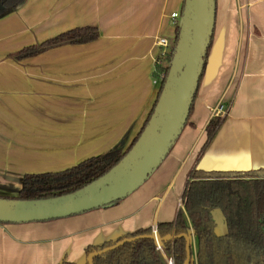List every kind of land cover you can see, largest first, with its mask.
<instances>
[{
    "label": "crops",
    "instance_id": "obj_1",
    "mask_svg": "<svg viewBox=\"0 0 264 264\" xmlns=\"http://www.w3.org/2000/svg\"><path fill=\"white\" fill-rule=\"evenodd\" d=\"M183 0H24L0 16V177L59 171L126 148L158 90L156 41L173 39ZM83 25L98 37L15 59ZM156 81V82H155ZM223 121L206 139L210 107ZM264 168V0H216L212 42L187 123L159 166L109 205L45 221L0 223V264L86 262L85 249L155 228L183 209L189 171ZM193 252L195 242L190 241Z\"/></svg>",
    "mask_w": 264,
    "mask_h": 264
},
{
    "label": "trees",
    "instance_id": "obj_2",
    "mask_svg": "<svg viewBox=\"0 0 264 264\" xmlns=\"http://www.w3.org/2000/svg\"><path fill=\"white\" fill-rule=\"evenodd\" d=\"M23 1L0 0V16L15 10ZM178 29L176 21L169 48L163 56L157 54L155 58L153 75L160 81L156 97L138 133L126 148L116 146L105 153L88 157L59 171L26 173L22 176L16 195L2 197L28 200L69 193L104 174L116 164L137 139L153 110L161 83L168 70ZM97 37L96 26H76L37 44L22 47L16 52L14 58L29 57L63 44L91 42ZM211 42L212 37L204 57L202 74ZM192 108L193 102L189 115ZM222 121L223 116L210 118L205 126L206 139L200 152L209 144ZM181 203L183 209L177 210L173 220L158 222L154 229L160 237L192 231L195 251L193 253L190 244L189 264H264V168L247 171H220L203 170L194 166L188 173L181 195ZM216 213L223 220L221 224L226 227L220 235L216 233V227L220 225L216 220ZM152 231L153 228L148 226L113 240L89 245L85 249L86 255L112 245L122 238L143 235L94 256L93 264H166L163 254L157 248L156 241L144 236L151 234ZM159 246L166 256L174 258V264H183L185 259V239L183 237L177 236L172 240L161 241ZM59 264L73 263L63 259Z\"/></svg>",
    "mask_w": 264,
    "mask_h": 264
},
{
    "label": "water",
    "instance_id": "obj_3",
    "mask_svg": "<svg viewBox=\"0 0 264 264\" xmlns=\"http://www.w3.org/2000/svg\"><path fill=\"white\" fill-rule=\"evenodd\" d=\"M215 11V0H183L177 39L153 110L137 139L116 164L69 193L28 200L0 196V222L23 223L62 218L106 206L136 190L166 157L187 121L213 35ZM0 188L11 189L2 184ZM223 230L226 227L222 224L216 227L218 235ZM141 236L125 237L92 251L86 256V262L93 264L94 256ZM144 236L158 244L177 236L183 237V264H189L192 231L163 237L152 231Z\"/></svg>",
    "mask_w": 264,
    "mask_h": 264
},
{
    "label": "built area",
    "instance_id": "obj_4",
    "mask_svg": "<svg viewBox=\"0 0 264 264\" xmlns=\"http://www.w3.org/2000/svg\"><path fill=\"white\" fill-rule=\"evenodd\" d=\"M170 17L173 19H176L178 22V19L180 17V14L178 12H172L170 14ZM156 44L159 46V51L158 54L159 55H164L166 50L169 48L170 43L168 42V40L164 37H160L157 39ZM156 82V81H155ZM159 79H158V84H159ZM227 106L225 104H217L213 107H210V112L212 114V116H223L226 112ZM153 232H155V229L153 228ZM157 248L160 250V252L163 254L164 259L166 264H174V258L172 256H166L161 247L159 246V244L157 243Z\"/></svg>",
    "mask_w": 264,
    "mask_h": 264
},
{
    "label": "rangeland",
    "instance_id": "obj_5",
    "mask_svg": "<svg viewBox=\"0 0 264 264\" xmlns=\"http://www.w3.org/2000/svg\"><path fill=\"white\" fill-rule=\"evenodd\" d=\"M178 21H179V19H178ZM170 44H171V42H170ZM0 184L11 188V189L0 188V196H4V195H6V196H15L16 195V192H17L16 191V187L18 186L17 183L15 184V183L9 182L8 180L4 179L3 177H0ZM216 215H217L216 216L217 222H219L221 224L223 222V220L221 219L220 215H218V213H216Z\"/></svg>",
    "mask_w": 264,
    "mask_h": 264
}]
</instances>
